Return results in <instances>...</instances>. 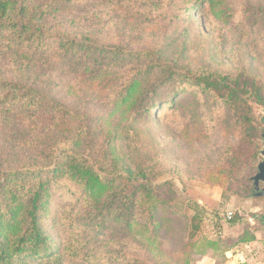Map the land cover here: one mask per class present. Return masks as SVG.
I'll return each instance as SVG.
<instances>
[{
	"label": "rangeland",
	"instance_id": "374dc122",
	"mask_svg": "<svg viewBox=\"0 0 264 264\" xmlns=\"http://www.w3.org/2000/svg\"><path fill=\"white\" fill-rule=\"evenodd\" d=\"M199 1L33 0L48 13L45 29L54 39L92 37L111 47L159 50L144 59L142 66L158 56L161 63L196 73L250 76L264 89V0H224L219 9L198 5ZM259 8L263 10L257 12ZM58 47L55 44L33 60L18 61L0 49V76L25 80L87 115L100 138L96 155L109 163L116 157L134 168H145L157 175V183L170 182L175 192L163 195L169 201L159 210L162 229L158 246L144 244L140 238L118 240L103 235L94 251L128 252L144 264H183L187 258L189 264H264L258 246L235 242L246 229L256 232L264 221V197H247L262 159L264 141L259 132L264 130V107L255 108L253 124L257 129L251 133L240 125L226 102L193 91L179 77L170 81L181 83L171 104L167 99L173 90L165 87L155 97L160 101L156 110L141 116L138 108L116 107L112 87L108 90L112 83H124L133 66L94 77L87 65L76 69L57 65L51 54ZM13 122L0 116L3 167L4 163L22 166L32 158L29 150L12 141V135L25 132ZM70 124L66 117L42 111L26 129L51 140V135ZM113 134L111 152L106 143ZM86 144L87 140L82 147ZM71 202L74 196L66 187L57 190L51 200L44 222L56 244L61 233L54 219L62 205ZM229 211L234 212L232 219H227ZM85 212L80 205L73 214L83 216ZM190 234H194L192 240ZM203 238L219 240L222 247L208 248L200 244ZM228 247L227 252L222 250ZM120 256L98 263H130Z\"/></svg>",
	"mask_w": 264,
	"mask_h": 264
},
{
	"label": "trees",
	"instance_id": "16d2710c",
	"mask_svg": "<svg viewBox=\"0 0 264 264\" xmlns=\"http://www.w3.org/2000/svg\"><path fill=\"white\" fill-rule=\"evenodd\" d=\"M223 2L200 0L198 5L219 9ZM44 11L33 0H0V49L16 61L33 60L32 57L44 55L59 44L55 54H51L57 65L74 69L87 65L94 77L126 65L131 70L133 66L124 83H112L108 90L112 87L116 107L138 108L141 116L156 110L160 101L155 97L165 87L173 90L168 92L167 103L171 104L172 97L181 91V83L170 81L182 77L193 91L200 90L213 101L226 102L243 128L251 133L256 131L254 110L264 107V89L255 78L178 69L169 62H159L158 56L150 65L142 66L144 59L154 57L159 50L111 47L92 37L54 39L45 29L48 13ZM42 111L66 117L71 124L51 135V140L43 139L41 134L30 133L32 128L26 129L37 112ZM0 116L25 131L12 135V141L32 155L22 166L0 165V264H99L120 255L128 264H144L128 252L104 254L94 251V247L103 235L118 240L140 238L143 243L158 246L162 229L159 210L169 201L163 195L175 193L171 183H157L155 173L124 164L116 157L109 163L102 155H96L94 149L100 138L92 119L25 80L0 76ZM263 133L260 130L261 138ZM115 137L116 134L108 137L106 143L111 152ZM85 140L87 144L82 147ZM64 187L72 193L74 202L62 205L54 219L61 233L56 244L44 221L54 193ZM255 193L253 182L247 197H256ZM80 205L87 212L74 215V209ZM190 235L192 240L194 234ZM255 239V229H246L235 242L247 244ZM201 240L200 244L208 248L222 247L219 240ZM222 250L227 252L229 247ZM189 263L187 258L183 264Z\"/></svg>",
	"mask_w": 264,
	"mask_h": 264
},
{
	"label": "water",
	"instance_id": "95a60500",
	"mask_svg": "<svg viewBox=\"0 0 264 264\" xmlns=\"http://www.w3.org/2000/svg\"><path fill=\"white\" fill-rule=\"evenodd\" d=\"M264 138V133H263ZM262 159L258 164V171L254 175V186H255V195L257 197H264V148L261 150ZM263 184V187L261 186Z\"/></svg>",
	"mask_w": 264,
	"mask_h": 264
},
{
	"label": "crops",
	"instance_id": "0c3cea01",
	"mask_svg": "<svg viewBox=\"0 0 264 264\" xmlns=\"http://www.w3.org/2000/svg\"><path fill=\"white\" fill-rule=\"evenodd\" d=\"M262 219H264V216L262 217ZM255 235H256V239L254 241H252L251 243L258 246L259 247L258 253H260L261 256H264V221H262V223L257 228ZM247 244H249V243H247ZM239 254L240 253H238V255ZM262 263H264V260Z\"/></svg>",
	"mask_w": 264,
	"mask_h": 264
},
{
	"label": "built area",
	"instance_id": "2783aa9c",
	"mask_svg": "<svg viewBox=\"0 0 264 264\" xmlns=\"http://www.w3.org/2000/svg\"><path fill=\"white\" fill-rule=\"evenodd\" d=\"M233 217H234V212L229 211V212L227 213V219H232Z\"/></svg>",
	"mask_w": 264,
	"mask_h": 264
}]
</instances>
